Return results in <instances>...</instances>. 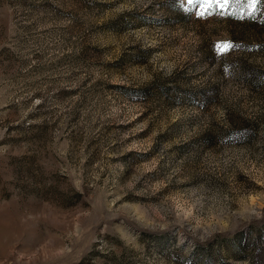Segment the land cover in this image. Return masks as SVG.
<instances>
[{"label": "rangeland", "instance_id": "374dc122", "mask_svg": "<svg viewBox=\"0 0 264 264\" xmlns=\"http://www.w3.org/2000/svg\"><path fill=\"white\" fill-rule=\"evenodd\" d=\"M200 11L0 0V264H264V5Z\"/></svg>", "mask_w": 264, "mask_h": 264}, {"label": "snow or ice", "instance_id": "6c2138e0", "mask_svg": "<svg viewBox=\"0 0 264 264\" xmlns=\"http://www.w3.org/2000/svg\"><path fill=\"white\" fill-rule=\"evenodd\" d=\"M188 3L193 7L200 5L201 11L198 15L204 17L206 14L211 16L213 11L227 9L229 7L230 0H188ZM258 4L264 5V0H247V7L251 9L249 15H252L256 11ZM220 14L224 15V11H220ZM240 15L242 18L243 14L241 13ZM216 47L218 52L227 53L233 45L230 43H221Z\"/></svg>", "mask_w": 264, "mask_h": 264}]
</instances>
